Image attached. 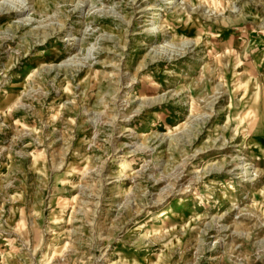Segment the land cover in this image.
Listing matches in <instances>:
<instances>
[{"label": "rangeland", "instance_id": "obj_1", "mask_svg": "<svg viewBox=\"0 0 264 264\" xmlns=\"http://www.w3.org/2000/svg\"><path fill=\"white\" fill-rule=\"evenodd\" d=\"M26 2L0 264H264V0Z\"/></svg>", "mask_w": 264, "mask_h": 264}, {"label": "bare ground", "instance_id": "obj_2", "mask_svg": "<svg viewBox=\"0 0 264 264\" xmlns=\"http://www.w3.org/2000/svg\"><path fill=\"white\" fill-rule=\"evenodd\" d=\"M26 1L27 0H0V11L4 12V13L13 12L16 15H23L24 14V16H22V17H20V19H18V22L32 21V18L29 16L30 14L27 13L29 11L30 7L28 6ZM169 3H171V1ZM142 10H144V9H142ZM152 29H156V26L153 25ZM167 47H169V49L173 48V46L170 44Z\"/></svg>", "mask_w": 264, "mask_h": 264}]
</instances>
